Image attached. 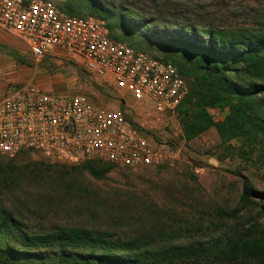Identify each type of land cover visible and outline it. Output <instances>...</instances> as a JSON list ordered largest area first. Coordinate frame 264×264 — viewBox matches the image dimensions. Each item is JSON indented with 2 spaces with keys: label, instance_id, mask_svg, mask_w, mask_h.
Listing matches in <instances>:
<instances>
[{
  "label": "rangeland",
  "instance_id": "374dc122",
  "mask_svg": "<svg viewBox=\"0 0 264 264\" xmlns=\"http://www.w3.org/2000/svg\"><path fill=\"white\" fill-rule=\"evenodd\" d=\"M52 1L60 8L65 3ZM103 1L118 12L128 7L155 17L158 23L217 26L247 36L264 33V0ZM133 42L138 45L136 39ZM145 49L152 55L157 53L153 48ZM30 80L51 91L94 94L102 107L127 111L126 101L143 103L145 111L152 108L149 99L130 92L121 100L115 90L75 59L35 62L23 41L0 29V99L12 87ZM132 111L135 114V109ZM210 111L216 120L226 115L219 109ZM138 121L150 119L139 117ZM145 134L169 144L170 160L161 166H115L104 178L83 170V161L62 162L41 153L13 158L0 153V204L36 230L78 225L116 238L135 239L158 250L210 240L250 225L253 217L264 228V199L258 196L253 199L259 205H249L236 219L224 217L222 212L238 206L244 182L264 192L261 145L243 138L223 142L215 127L186 141L177 113L164 128ZM0 264L8 263L0 260Z\"/></svg>",
  "mask_w": 264,
  "mask_h": 264
},
{
  "label": "trees",
  "instance_id": "16d2710c",
  "mask_svg": "<svg viewBox=\"0 0 264 264\" xmlns=\"http://www.w3.org/2000/svg\"><path fill=\"white\" fill-rule=\"evenodd\" d=\"M61 9L96 15L107 23L114 39L138 49L153 48L156 57L178 67L189 83V93L177 108L186 141L215 127L223 142L243 138L264 150V33L247 36L217 26L158 23L155 17L128 7L118 12L103 0H65ZM214 108L226 111L225 117L216 120L210 111ZM126 117L133 128L146 133L130 114ZM115 166L86 160L81 168L104 178ZM254 196L264 199V192L244 182L238 206L223 210L224 217H240L249 205L258 204ZM253 219L250 225L207 241L158 250L78 225L36 230L0 204V260L8 264H264V228Z\"/></svg>",
  "mask_w": 264,
  "mask_h": 264
},
{
  "label": "built area",
  "instance_id": "2783aa9c",
  "mask_svg": "<svg viewBox=\"0 0 264 264\" xmlns=\"http://www.w3.org/2000/svg\"><path fill=\"white\" fill-rule=\"evenodd\" d=\"M0 29L23 41L35 62L75 59L121 100L130 92L152 104L149 111L141 109L143 103L126 101L127 111L102 107L88 92L51 91L30 80L0 99L1 154L30 151L62 162L100 160L128 167L170 160L169 144L133 128L126 115L145 132L167 125L189 93L175 64L114 39L96 15L69 14L52 0H0Z\"/></svg>",
  "mask_w": 264,
  "mask_h": 264
},
{
  "label": "water",
  "instance_id": "95a60500",
  "mask_svg": "<svg viewBox=\"0 0 264 264\" xmlns=\"http://www.w3.org/2000/svg\"><path fill=\"white\" fill-rule=\"evenodd\" d=\"M88 96H89L94 102H97V101H98V98H97L94 94L89 93Z\"/></svg>",
  "mask_w": 264,
  "mask_h": 264
}]
</instances>
